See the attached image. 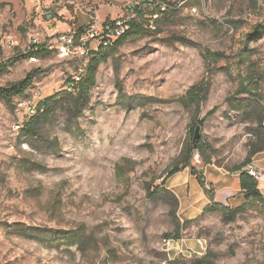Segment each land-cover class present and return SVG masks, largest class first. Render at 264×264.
Here are the masks:
<instances>
[{"label":"rangeland","instance_id":"1","mask_svg":"<svg viewBox=\"0 0 264 264\" xmlns=\"http://www.w3.org/2000/svg\"><path fill=\"white\" fill-rule=\"evenodd\" d=\"M138 4L153 26L101 63L84 110L60 97L37 136L27 134L28 105L66 90L99 48L90 40L84 53L62 55L59 33L75 21L132 15ZM262 20L264 0H0V64H10L0 67V86L40 69L24 93L9 103L0 97V264H194L205 255L213 264H264L260 209L229 222L220 211L180 202L178 223L155 189L182 162L191 127L205 117L199 155L230 172L245 160L256 124L227 98L237 88L245 35ZM36 44L44 51L32 61ZM263 45L252 43L254 57ZM206 49L228 58L209 64ZM208 78L196 114L180 99ZM192 164L204 166L201 157ZM259 187L264 194V180Z\"/></svg>","mask_w":264,"mask_h":264},{"label":"trees","instance_id":"2","mask_svg":"<svg viewBox=\"0 0 264 264\" xmlns=\"http://www.w3.org/2000/svg\"><path fill=\"white\" fill-rule=\"evenodd\" d=\"M133 14L131 19L127 22L129 28L123 36L112 39L109 46L100 45L98 50H92L89 56V61L86 65L85 71L80 74L81 79L77 80L76 77L70 76L67 80V89L57 93L51 97L41 100L37 107V113L31 116V120L26 122L23 130L32 136H37L38 129L45 119H48L53 109L57 106L58 98L65 97V102L70 104L72 110L82 112L85 106L90 101V93L97 80V71L101 63L108 60V58L115 53L119 46L129 37L134 35L144 34L150 27H152L151 20L146 17L142 6L140 4L132 6ZM83 34V28H79L76 34V43ZM264 39V20L255 23L251 30L245 35V46L241 47L238 52L237 66L239 71L235 75L237 81V88L227 98L229 106L233 109H240L244 111V115L251 119L255 124L254 130L255 138L250 143V150L245 160L236 165L232 172L240 174V182L242 192L245 193L246 202L238 208H231L221 202L215 201V193L206 185L204 171H198L192 164L194 157L193 142L189 143L185 156L180 164H177L170 172L169 177L186 169L191 168L192 174L196 175L202 187L209 195L212 203L205 208V212L220 211L226 221H234L237 216L246 213L248 210L258 208L264 212V194L259 187V181L251 176L247 167L253 162L254 157L264 151V45L261 57H254L258 51L252 46V43L257 39ZM44 47L39 48L38 44L34 46L28 53L31 55H41ZM205 60L211 63H217L220 60L227 59L228 56L225 51L204 50ZM9 63L0 64V67H8ZM40 72V69H35L29 72L25 78L10 85L0 86V97L5 99L8 103L11 102L15 95L24 93L32 84L35 76ZM229 73V72H228ZM211 89V80L203 79L199 83L193 85L181 97V103L186 107H195L196 114H199L201 105L208 99ZM216 108L210 110L207 117L213 115ZM199 117V116H198ZM197 117V118H198ZM205 118L197 120L199 124L203 125ZM198 125V124H197ZM196 125V126H197ZM196 126L190 129V138L193 140ZM200 152L203 146L199 142ZM201 159L205 164L212 163L211 158L203 156ZM166 179L156 186L157 192L165 194L169 201L172 203L171 215L180 223L177 216V208L180 205L178 196L166 186ZM179 235V234H177ZM170 236V235H168ZM179 237V236H178ZM194 264H213V260L205 255L194 261Z\"/></svg>","mask_w":264,"mask_h":264},{"label":"crops","instance_id":"3","mask_svg":"<svg viewBox=\"0 0 264 264\" xmlns=\"http://www.w3.org/2000/svg\"><path fill=\"white\" fill-rule=\"evenodd\" d=\"M84 25L77 24L76 21L72 22L70 31L78 30ZM259 155L261 153L256 155L254 163L261 170H264L263 164L257 159ZM262 162H264V156ZM202 171H204L207 187L215 193V201L221 202L231 208H238L246 202L245 193L241 189L239 173L230 172L215 163H204ZM178 173H184V175L171 182L173 176H175L174 174L167 180L165 186L178 196L181 204H185L191 209L195 205H202L203 208H206L212 203V200L200 184L196 175L192 174L187 168Z\"/></svg>","mask_w":264,"mask_h":264},{"label":"built area","instance_id":"4","mask_svg":"<svg viewBox=\"0 0 264 264\" xmlns=\"http://www.w3.org/2000/svg\"><path fill=\"white\" fill-rule=\"evenodd\" d=\"M45 15L50 19L53 17V13L49 11L45 12ZM131 17V15H126L123 18L107 20L104 23H100L97 20L88 23L82 26L83 34L79 39V43H76V34L79 29L60 33V53L65 56L70 55L71 53H84L90 40H98V46H109L112 39H116L126 33L127 29L129 28L127 22L131 19ZM31 60L36 61L37 58L33 55ZM76 79L80 80V75L76 76ZM36 113V105L30 103L28 105V114L33 116ZM247 170L249 174L258 181L264 180L263 171L254 162L248 166Z\"/></svg>","mask_w":264,"mask_h":264},{"label":"water","instance_id":"5","mask_svg":"<svg viewBox=\"0 0 264 264\" xmlns=\"http://www.w3.org/2000/svg\"><path fill=\"white\" fill-rule=\"evenodd\" d=\"M201 137H202V134H201V125L198 124L196 126V129H195V132H194V136H193L194 156H195V158L198 161L200 159L198 146H199V141H200Z\"/></svg>","mask_w":264,"mask_h":264}]
</instances>
